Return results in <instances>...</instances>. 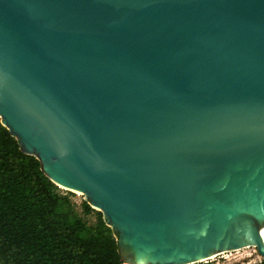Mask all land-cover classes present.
I'll use <instances>...</instances> for the list:
<instances>
[{
	"label": "water",
	"instance_id": "1",
	"mask_svg": "<svg viewBox=\"0 0 264 264\" xmlns=\"http://www.w3.org/2000/svg\"><path fill=\"white\" fill-rule=\"evenodd\" d=\"M0 120L123 264L264 257V0H0Z\"/></svg>",
	"mask_w": 264,
	"mask_h": 264
},
{
	"label": "trees",
	"instance_id": "2",
	"mask_svg": "<svg viewBox=\"0 0 264 264\" xmlns=\"http://www.w3.org/2000/svg\"><path fill=\"white\" fill-rule=\"evenodd\" d=\"M58 188L0 120V264H123L102 212Z\"/></svg>",
	"mask_w": 264,
	"mask_h": 264
},
{
	"label": "rangeland",
	"instance_id": "3",
	"mask_svg": "<svg viewBox=\"0 0 264 264\" xmlns=\"http://www.w3.org/2000/svg\"><path fill=\"white\" fill-rule=\"evenodd\" d=\"M58 191L61 194H67L68 192L67 189L61 187L58 188ZM68 196L70 197L71 201L75 205H77V207L82 201L85 200L84 195L76 194L74 192L73 194H69ZM88 219L90 220V222H93L95 220V215L92 214L90 217H88ZM263 262L264 257L259 254L257 248L247 247L241 250L219 255L204 262H197L194 264H262Z\"/></svg>",
	"mask_w": 264,
	"mask_h": 264
},
{
	"label": "bare ground",
	"instance_id": "4",
	"mask_svg": "<svg viewBox=\"0 0 264 264\" xmlns=\"http://www.w3.org/2000/svg\"><path fill=\"white\" fill-rule=\"evenodd\" d=\"M61 188L68 189V188H65L63 186H61ZM72 191H74L76 194H81V192H79V191H75V190H72ZM224 254H226V253H224ZM217 256H219V254L218 255H213V256H211L209 258L202 259L199 262H204V261H207V260H209L211 258H214V257H217ZM190 264H194V263H190Z\"/></svg>",
	"mask_w": 264,
	"mask_h": 264
}]
</instances>
